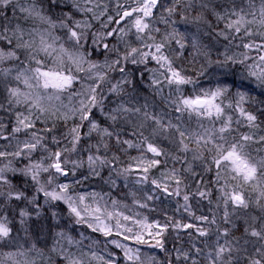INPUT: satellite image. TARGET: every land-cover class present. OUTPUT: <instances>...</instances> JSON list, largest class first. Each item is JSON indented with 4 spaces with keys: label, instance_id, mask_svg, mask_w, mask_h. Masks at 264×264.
<instances>
[{
    "label": "snow or ice",
    "instance_id": "obj_1",
    "mask_svg": "<svg viewBox=\"0 0 264 264\" xmlns=\"http://www.w3.org/2000/svg\"><path fill=\"white\" fill-rule=\"evenodd\" d=\"M179 2L180 0H173V6L165 9L168 18L161 16L165 24L169 22L172 24L176 23L175 20L170 21V18L176 14L175 5ZM46 3L47 7H45V0H31V2H28V0H0V44L3 45L0 47V65L8 62H19L20 65H24L22 68L18 66L15 68L0 67V75L7 78L15 70L16 74L12 79L23 84L24 88L27 89L26 91L22 90L19 86L7 88L9 108L13 105L24 107V111L15 113L17 126L13 129V132L19 133L22 129L34 128L35 122L41 117H45V123L48 120L62 119L68 121L71 118L78 117L80 123L75 124L67 133V137H70L69 142L72 145L70 150H76V146L82 139L81 129L84 126V122H87L88 130L85 135L90 137L95 132L100 137L98 144L90 145L88 149L90 152L95 149L97 153L90 154L87 157L88 166L94 176H100L99 170L105 165L111 166V161L106 156L98 154L101 149L105 152L108 151V140H114L117 145L123 144L129 148H141V146H144V149L148 153L153 154L154 157H166L171 154L164 151L154 142L157 136L165 135L175 143L178 150L184 153L191 151L193 160L204 162L205 172H210L213 167L215 168V184L220 192V202L217 207H223L221 219L225 223L234 228L235 223L232 217L236 211L238 209L247 210L253 205L264 213V147L252 148V145L255 144L264 145V135L258 134L264 129H260L257 114L245 107L251 101L247 91L237 90L235 101H229L227 104L224 101L229 93L228 86L217 87L214 91L201 92V94L195 96H184L181 94L176 99L164 98V102L174 108L177 113L183 114L186 112L189 115L195 114L198 119L207 117L210 120L214 118L221 121L219 128L214 126L212 128H204L203 125H200L201 130L199 132H193L185 126L181 122V116L176 117V123H173L171 119L165 120L166 113L160 112L156 114L150 111L147 102L137 106L132 100L127 102L121 100L116 107L105 111V101L108 96L102 87L104 83L110 84L107 93L114 94L117 97L125 93V86L133 85V80L130 78L132 73L126 71L128 62L136 65L138 63L144 64L149 59L156 61L158 69H152L151 71L154 74L158 72L159 76L163 77V81L154 75L151 79V86H154L156 92L161 95L162 89L159 85L162 82H166L169 86L175 85L177 92H180V86L192 83L193 81L190 77L182 74V69L174 66V60L179 57L167 55L166 50L175 41L179 46L180 55H182L185 44L190 38L191 46L199 52L201 45L197 36L186 37L185 33L173 28L171 32L163 35L160 42L157 43L156 37L151 35V33H159L160 29L152 28L149 18L153 16V9L157 8L159 0H135L136 6L132 7L131 10L126 9L122 13H117L119 20L116 23L125 18H131V29H135L143 48L129 47V50L123 55H118L117 59L111 62L105 59L103 63H97L89 59L92 53L83 49L89 40V33L93 27L92 21L100 20V17L107 11V5H103V10H100L102 6L96 0H46ZM188 6H191L190 0ZM208 6V3H201V8L206 9ZM247 7L248 11H245L244 8L238 9L233 0L232 7L225 8L223 12H217L212 9L216 21L224 22V28L218 32V35L226 39L231 35L232 39L235 40L243 32V36H239L241 40L239 46L249 51L255 49L259 52H264V31L253 32L251 27L252 25H259L264 28V0H260L259 7L255 5L254 0H248ZM53 8L59 9V12L49 14ZM9 10L11 11V17L7 15ZM54 15L55 19L53 18ZM77 16H82L83 18L77 19ZM21 18L24 22L32 21L33 27L25 28L19 22ZM113 19L112 16H109L107 23L102 25V27L107 28L108 23H111ZM181 20L184 23H209L203 13L191 19L182 16ZM36 22L39 23V27L35 26ZM56 29L65 31L67 42L71 43L74 50L70 51L69 48L65 47V43H58L62 38L55 35ZM117 31L123 34L120 37L123 40L124 36L127 35L123 28L91 33L92 45L97 46L98 42H103ZM141 34H145L147 40L152 41V43H145V35ZM245 37L248 38L247 43L243 42ZM253 37H259L261 42L258 43ZM102 47L106 52L116 51L115 45L109 49L107 43H102ZM203 55L207 57L208 53L204 52ZM240 55L243 56V59L236 60L233 56H228L225 53V60L217 63L221 68L225 69V74H229L232 71L228 67L229 61L232 64L243 65L249 59L246 52ZM21 56L24 57L23 60ZM259 62L264 64V55L259 56ZM85 64L87 67H84ZM255 67V65L248 66V77L254 78L255 87L264 90V68L257 71L254 70ZM161 69L163 71H160ZM117 70L121 74V79L113 84L108 80V73ZM81 73L83 76L80 75ZM140 75L142 76L143 74L141 73ZM88 81H91V83ZM76 82L80 83V89L74 92L69 91ZM239 87L243 88L245 85L242 83ZM65 92H68L69 104H64L61 100V95ZM262 94H264V91H262ZM73 100H75V103H73ZM260 103L264 104V101H260ZM3 107L0 104V108ZM94 109L102 113L106 121L111 122L107 127L102 126L100 122L95 120ZM226 109L238 113L239 119L233 121L232 115H225ZM259 111L264 112V109H259ZM121 121L136 129L133 135L140 137L139 143L121 139L119 130H109ZM149 122L153 125L150 129L148 128ZM234 122L237 125L245 123L249 131L232 136V132H238V129H233L232 127ZM54 127L55 123H53ZM52 130V128H47L44 131L51 133ZM145 130L149 133L147 136L144 135ZM43 141L44 137L34 131L31 133L30 139L23 142L22 147L18 146L17 151L12 153L0 151V158L7 160V163L0 166V189H8L7 191L0 190V196H6L8 200L26 199L24 192L16 190L7 175L9 172L19 171L23 175L29 176L38 185L37 191L43 193L46 198L62 200L67 203L70 214L76 218L75 222L77 224H87L89 228L102 232L107 237L113 235V225L108 222L110 218L113 216L117 217L115 222L117 229L124 228V225L120 223L121 219L125 221L131 220L142 231L133 232V229L128 227L126 231L130 235L124 236L125 240L133 239L138 245L149 244V241L144 238L145 233H147L155 240V243L151 245L152 247L164 249L163 233L169 227L167 223L163 225L159 221L148 223L147 217L143 220H136L131 216H125L122 212H109L107 211V205L102 203L104 197L99 196L97 193L89 194L94 206L93 204L85 203V195H78L73 199L68 194L69 184H58L56 189L46 191L45 187L40 184V174L51 170L54 175L66 176L67 171L64 165L68 161L62 160V155L64 151H69V149L53 152L48 149ZM52 142L56 145L59 144V141L54 136ZM190 143H194L195 147L190 148ZM38 147L48 151V157L42 158L41 161L30 162L22 169L12 167V160H8L9 156L13 158L22 155L31 156ZM253 151L257 155H252ZM205 152L211 154L210 161L205 162ZM45 159L50 160L51 163L45 165ZM112 159L118 158L113 154ZM133 159L138 161L141 165V171L144 173L137 180L138 184L148 182L147 173L149 170L161 163L160 159H148L144 156L134 157ZM173 159L186 160L187 157L176 156ZM77 166L78 164L73 162V175H75ZM186 170L192 171L191 163L188 164ZM130 171L131 168H124L118 171L117 174L126 175ZM161 176L164 182H158L153 179L151 183L157 189H161L164 194L181 196V185L184 184V180L180 175V171L172 168L166 173H161ZM88 178L84 177L85 180ZM169 182L175 185L171 192H169ZM47 183H52L51 176ZM109 183L115 186L114 180H109ZM184 187L186 188L187 185H184ZM211 194V190L206 186L204 190L198 188L195 193V195L204 199H209ZM98 196L99 198L97 199ZM146 199L152 200L153 197L148 196ZM182 199L185 202L182 206L184 211L194 215L190 212V197L187 192H184ZM33 203H35V197L33 198ZM136 203H139V201H136ZM112 204L115 207L117 202L113 200ZM140 206L148 208L147 203ZM230 206L232 208L231 213L228 210ZM38 208L39 205H37ZM177 211H179V208ZM36 214L39 215L38 210ZM28 216L29 213L22 210L20 212V223L24 224L25 218ZM195 218L209 225H216L217 223L215 215L211 219L203 215ZM89 220L92 222L89 223ZM257 220L260 221L259 227L255 226V221ZM172 227L188 229L195 226L176 222ZM152 229H155V231H152ZM195 231L201 237L210 235V230L205 227H195ZM230 232L231 228L229 227L221 231L219 226H217L215 246L207 253V264H241L242 260H246L247 264H264V215L250 217V222L244 229L245 236L257 238L259 241V247L254 249L255 256L259 258H254L253 255L249 254L246 247L249 244L248 239L243 237L228 239ZM11 235L12 228L7 216H0V241L9 239ZM120 235H123V233L121 232ZM57 236L66 240L69 246L73 244L78 248L80 246V241H75L65 232H60ZM157 237L159 239H156ZM222 238L224 242L220 243ZM60 239L55 241L52 251L62 256L66 264H91V260H100L103 264H116L113 254H109L108 259H105L104 256H98L96 251L80 252L77 256L67 248H64L60 243ZM240 239H244L243 244H240ZM110 243L123 250V256L127 264H144L139 248L133 249L116 239L111 240ZM193 250L197 254L202 253V249L195 245H193ZM31 252H35L37 257L43 258V250L33 243L26 251L17 249L15 252L5 253L6 259H0V264H7V261H11V264H37L35 259L28 260L25 258L23 261L17 259V257H26ZM181 257L185 261L190 260L191 264H198V261L190 256L189 252L177 250L176 258L180 259ZM168 264H171V262L168 261Z\"/></svg>",
    "mask_w": 264,
    "mask_h": 264
},
{
    "label": "trees",
    "instance_id": "obj_2",
    "mask_svg": "<svg viewBox=\"0 0 264 264\" xmlns=\"http://www.w3.org/2000/svg\"><path fill=\"white\" fill-rule=\"evenodd\" d=\"M128 1V0H123ZM31 2V1H30ZM97 3H99L102 7L100 10H103V5H107V11L100 17L99 21L93 20V27L89 33V40L84 45V51L91 52L92 55L89 57L90 60L95 62L105 61L107 59L108 54L110 51H105L102 47V43H107L109 45V49L112 48L113 45H116L117 38L119 36V31L114 33L113 36L108 37L103 42H98L97 46L92 45L91 43V33L93 32H106L110 31L113 28L120 29V27L123 25V22L116 23L117 20H119V16L117 13H122L123 10L120 9V4L122 0H96ZM186 0H180L178 4L175 5L177 12L176 14L170 18L171 20H175L176 23L172 24L169 22L168 24H165L163 20L160 22H155L150 24L152 28H156L159 26L161 28V31L158 33V35H163L169 33L173 30V28H176L181 33H185L186 37H190L191 35L197 36L201 48L200 51L197 52L193 47L191 46V39H188V42L185 44L184 52L182 55L177 50H174L173 57H179L178 59H175L178 63L183 65L184 67H190V65H200V67L206 63V58L203 53L206 52L204 50L205 46L208 45V37L205 35V31L196 30L193 26H187L184 25V23L179 22L180 18V11L182 12V9L185 11L189 10V6L186 5ZM217 4V3H216ZM221 4L222 3H219ZM229 5L228 3H226ZM173 6V0H160V6H159V12L167 19V14L165 12V9L167 7ZM45 7H47V3L45 0ZM221 6H213L212 9H215L217 12H221L222 9ZM59 9L53 8L52 13H58ZM211 12V19L213 23L216 21V17L213 15L212 10ZM7 15L11 17V11L9 10L7 12ZM19 15V14H18ZM112 16L114 19L111 23H108V27L104 28L102 25L107 23L108 17ZM55 19V15L53 16ZM83 18L82 16H77V19ZM157 21V20H155ZM25 28H31L33 27V22L28 21L24 22L23 19L19 21ZM37 27H39V23L36 22ZM210 33V32H209ZM55 35L60 36L62 39L58 43H65V47L69 48L70 51L74 50L71 43L67 42L66 34L64 30L56 29ZM151 35L155 36V32H152ZM214 41V39H213ZM210 43V42H209ZM215 43V41H214ZM3 45L0 44V47ZM94 49V50H93ZM21 59L23 60L24 57L21 56ZM129 66H126V71H130L132 73L131 79L133 80V89L135 90L134 96H139L138 100L136 101L135 98H120L116 97V101L120 102L121 100L127 102L132 100L134 103L139 102V105L143 103L149 104V109L153 111L156 114H159L160 112L166 113L165 120L171 119L173 123H176V117L181 116V122L187 126L191 131L193 132H199L200 125L206 124L203 121H200L196 119L194 116L189 115L188 113H177L174 108H172L170 105L166 104L164 102V98L170 97L171 99H176L179 95L189 96L192 93L193 87L190 86V84H185L180 86V92H177L175 85H167L166 82L163 84H160L159 87L162 89V95L159 94L158 97L161 99H157L155 94L149 95L146 92V85L151 84V79L153 77V73L151 72H145L144 70L150 66H158L157 63H152L150 60H148L146 63L141 64L138 63L136 65H132L129 62ZM250 61H245L243 65L238 64V67L240 68L241 74H245L247 67L250 65ZM198 65V66H199ZM20 67L22 68L24 65H20L19 62H8L4 65H0V67ZM143 74L142 76L140 74ZM240 74V75H241ZM152 76V77H151ZM246 76V75H244ZM215 77H217V85L218 86H228L231 94L235 90L240 91H247L249 93V96L251 99L254 100V102H257L256 106L254 107V111L258 116V123L261 125L260 129H264V112L259 111V109H264V104H261L260 101H264V94H262L261 89H257L254 87L249 81L246 80L245 77L239 76L236 71H233L229 74L220 73L217 74ZM202 82V84H200ZM200 83L196 84V90H199L200 86H213L212 82L210 80L202 79L200 80ZM244 84L245 87L240 88L239 86L241 84ZM10 79H5L2 75H0V102L3 104L4 109L0 110V124L3 125L4 132L3 135L9 134V136H13L14 139L9 140L10 144L8 145L6 140H2V136L0 134V151H6L9 153L15 152L19 147L23 146V142L25 140H29L31 137L32 132H37L39 135L44 137L43 143H45L51 151H62L63 149H69V151H64L62 155V160H67L68 163L65 166L67 175L64 177L61 176L58 178V176H51V170L47 173L42 172L40 174V184L45 187V190L48 191L52 187L53 184H69V193L72 194V196L76 197L78 195H85L89 196L90 193H97L99 195L108 196V204H111L113 200L117 202V206H119L118 209H123L122 206L128 207L129 209L137 208L139 209V206L142 205V201L139 200V203H136L134 199L132 198L133 195H144L143 190H141L137 184H135L132 181L127 180L124 176L125 175H118V171H121L125 167L129 166L131 164L132 158L138 153V149L132 147L129 148L127 145H117L114 140H108L107 143L109 145L108 151L105 152L103 149L100 150L98 153L99 155L106 156L111 161V166L105 165L102 169H100V176H94L91 173V169L88 166V160L87 157L90 154H97L95 152V149H93L91 152L88 150L90 145H97L100 141V137L97 133L93 132L92 135L86 136L85 133H87L86 129L87 126H83V130L81 133L82 139L80 143L76 146L75 151H71L72 148L71 143L69 142V137H67L68 129L70 127L69 121H64L62 119H56V120H48L47 123H45V117H41L37 122H35V129H27V130H21L19 133L13 132V129L15 128L16 118L15 113L17 112L16 108L12 106L9 108L8 105V94L5 89L6 86H10ZM66 93V92H65ZM63 93V95H65ZM144 96V97H143ZM107 104V100L105 101V106ZM137 104V103H136ZM94 118L98 122L102 124V126L107 127L111 122L106 121L105 117L102 113H100L98 110H93ZM205 120V119H204ZM209 122L208 120H206ZM53 123H55V127L53 128ZM214 123H219V121H214ZM151 125V124H149ZM153 125L148 126L150 129ZM214 126V124H213ZM47 128H52V132L49 133L47 131H44ZM112 130H119L121 133V139L123 140H132L134 143H139L140 137L137 135H133V132L136 131V129H133L131 125L124 124L123 121L117 123L112 128L109 129ZM233 133V132H232ZM238 132H234L235 135H238ZM264 133V131H260L258 134ZM149 133L148 131H144V135L147 136ZM56 137V139L59 141V144L56 145L52 142V138ZM67 137V138H66ZM162 139V141H161ZM165 141V142H164ZM155 143L165 150L166 152L171 149H174V145L171 142L170 138H167L165 135L164 137H156ZM253 149L264 147V145L255 144ZM168 153V152H167ZM256 153V152H255ZM113 154L118 159L113 160ZM49 153L48 151L37 148L36 151H34L31 156L28 155H22L17 158H13L11 156L8 157V160H12V167L15 169H22L30 162H37L41 161L42 158L48 157ZM257 155V153L255 154ZM162 158V157H160ZM1 162L3 164L7 163V160L0 158ZM206 162L210 161L206 157ZM73 162H76L78 166L75 169V175L72 173V167ZM45 165L47 163H51L50 160H44ZM185 165V164H184ZM183 164H181L178 160H173L170 158V155L163 158V161H161L160 165L156 167V170L162 169L164 167L172 169L176 168L179 171L184 167ZM215 168H212V171L204 173L203 176L200 178H185L184 184L182 186L187 185L185 191H187L190 196L189 204L193 205L195 201H204V198L198 197L195 195L197 192V189L204 190L205 186L211 190V196L209 198H215V192L217 191L216 184L214 183V177H215ZM185 174V173H183ZM9 180L11 181L14 188L18 191H22L25 194L26 199L21 200H8L6 196H0V216H7V219L10 222V227L12 228V235L9 239L6 241H9L12 245L17 244H23L28 249L33 243L36 244V246L43 250V260L48 259L49 263L51 264H66V262L63 260L62 256L57 255L56 252L52 251V248L55 244V241L57 239H60V237L57 236L60 232H65L68 235H70L75 241H80L79 248L73 244L69 246L67 244L66 240L60 239V243L64 248H67L70 252L79 255L80 252L88 253L90 251H96V253H103L101 252L105 248V244L110 246V238L107 236H104L103 233L94 231L93 228H89L87 224L81 223L77 224L75 222L76 218L70 214L68 205L64 201H52L51 203H47V199L44 196L43 193L38 192L37 188L38 185L35 184L29 176H25L19 171L16 172H9L7 173ZM52 177V183L48 184L47 181L49 177ZM84 177H89L87 180L84 179ZM194 178V179H193ZM197 179V180H195ZM198 179H201L198 181ZM109 180L115 181V186H112L109 183ZM198 181V182H197ZM3 191H7V188L0 189ZM35 197V203H33V198ZM173 199V200H172ZM181 199V200H179ZM181 198L176 197H161L158 201H151L148 200L146 203L148 204L149 213L151 217L153 215H158L156 217H159L160 221H163V219L168 217L171 221L173 217L179 216L182 219H186L187 221L196 222L198 221L195 217L202 216V214L199 212V210L195 209L194 211L191 210V213L194 215L185 212L183 209L184 200L182 201ZM205 204V203H204ZM37 205H39V208L37 209ZM153 207V208H150ZM179 208V211L177 209ZM145 209V208H144ZM147 209V208H146ZM24 210L29 213V216L25 218V223L21 224L20 220V212ZM37 210L39 211V215H37ZM147 211V210H145ZM190 217V218H188ZM168 221V220H167ZM171 224H169L170 227ZM228 225V224H227ZM171 228V229H170ZM166 234L163 236L164 241V249L160 252H154L151 254V260L147 262L146 264H159L158 261H168L167 257H170L171 264H191V261H185L182 257L180 259H177V250L183 252L187 251L189 252L190 256L194 257L198 264H207V262L199 256L197 253L192 254L191 251H193L192 246L188 243H186V239L183 236H180L178 232H175L172 227H170ZM242 228L243 223L241 221H237L235 224V227L231 229L232 235H241L242 234ZM195 237V235L192 234L191 238ZM197 244L200 246L199 248L204 249L202 241H200V244L198 241H196ZM111 249H113L112 246H110ZM187 248V250H186ZM35 253V252H33ZM30 255H34L32 253H29ZM242 255V254H241ZM102 256V255H100ZM122 259V258H121ZM97 261L99 260H91V264H97ZM246 260H242L241 264H246ZM127 264L125 260H119L116 262V264Z\"/></svg>",
    "mask_w": 264,
    "mask_h": 264
},
{
    "label": "rangeland",
    "instance_id": "obj_3",
    "mask_svg": "<svg viewBox=\"0 0 264 264\" xmlns=\"http://www.w3.org/2000/svg\"><path fill=\"white\" fill-rule=\"evenodd\" d=\"M30 1L31 0H28V2H30ZM202 2L208 3L209 4L208 8H206V9L205 8H201V3ZM218 2L222 3V5L218 4ZM254 2H255V5L257 7H259L260 0H254ZM186 3H187L186 5H188L189 4V0H186ZM190 3H191V6L189 7V10L185 11L184 9H182V12L180 11V13H179V15H180L179 19L180 20H179V22L184 23L181 20L182 16H186L189 19H191L192 17L203 13V15L206 18V20L209 21L208 24H205L204 22H199V23H184V25L193 26L196 30H199V32L200 31H205V35L209 38L208 39L209 41H208V45H206L205 48H204V50L208 53L207 58H206V63L203 64L201 67H200L199 63H198L199 66L194 64V65H190L189 68L188 67H184L183 65H181L180 63H178L177 61L174 60V66L177 67L178 69H182V74L187 76V77H190L191 80L193 81L192 83H189L190 86H194L193 90H192V93L189 96L199 95V94H201V92H207V91H210V90L214 91L217 87H224V86H218L217 85L218 81H217V77H215V76L217 74H220V73H225V69L221 68L220 65L217 63L218 61H224L225 60V53L228 56H233L236 60H240V59H243V56H241L240 54L246 52L248 57H249V59L246 60V61H250V63H251L249 66L255 65L256 67H255L254 70H257V71H259L261 68H264V64H261L259 62V56L260 55H264V52H259V51L255 50V49L249 51V50H246L243 47L239 46L241 44V40L239 39V36H243V32H241L238 35L237 39H235V40L232 39L231 35H229L227 39L225 37H223V36H219L218 35V32L221 29L224 28V22L215 21L213 23V21L211 19V12H209V11L212 10L213 6H216V5L218 6L219 5V6H221L223 8V9L221 8L222 9L221 12H223L225 8H231L232 7L233 0H210V2H209V0H190ZM226 3H228L229 5H227ZM234 3H235V5H236V7L238 9L239 8H244L245 11H248V7H247L248 0H234ZM135 6H136L135 0H128V1H123L122 0V2L120 4V9L123 10V11L126 10V9L127 10H131V8L135 7ZM159 6H160V0H159L158 5H157V8L153 9V16L151 18H149V23L150 24L155 23V22H160L162 20L161 19L162 14L159 12ZM155 18H159L161 20L155 19ZM249 19H251V17H249ZM155 20H157V21H155ZM119 22H123V25L120 28H123L124 31L127 33V35L124 36L123 40H121L120 37L123 34L119 32V36L117 38V43L115 45L116 51H110L109 54H108L107 60L109 62H111L114 59H117L118 55H123L126 51L129 50V47L143 48V45L141 44L140 40L137 37L135 29H131V18H125L124 20H120ZM251 27H252V31L253 32L264 31V28H261L259 25H252ZM156 28H159L160 31H161V28L159 26H157ZM129 29H131V30L129 31ZM141 35H145V34H141ZM163 35H165L164 31H163ZM163 35L159 36L158 33L155 32V37H156V42L157 43L160 42V40L163 37ZM253 38L256 39V41L258 43L261 42L259 37H253ZM213 39H214L215 43H214ZM243 42L247 43L248 42V38L245 37ZM145 43H152V41L147 40V36L146 35H145ZM143 50H147V49H143ZM174 50H177L180 53L179 46L175 43V41H173L171 43L169 49L166 50V54L171 56V57H173L172 54L174 55V53H175ZM183 52H184V50H183ZM41 58H43V57L41 56ZM149 60L153 64L156 63V61H154V60H151V59H149ZM210 61H211V63H210ZM93 62H95V61H93ZM97 63H103V61H100V62H97ZM129 65L130 64L128 62L126 64V66H129ZM84 67H87V65L85 64ZM228 67H229V69L232 70L231 72L236 71V73H238L239 76L245 77L246 80L249 81L255 87L254 78L248 77V67L246 69L245 74H241L240 68L238 67V64H232L231 61L228 62ZM152 69H158V66H154L153 65L151 67V69H150V66H149L144 71L147 72V73L148 72L153 73L151 71ZM160 71H163V70L161 69ZM231 72H229V73H231ZM15 74H16V72L14 70L12 72L11 76L7 77V79H10V83H11L10 86L11 87L19 86L22 90L26 91L27 89L24 88L23 84H21V83L15 81L14 79H12V77H14ZM80 75L83 76L82 73ZM154 75H156L157 78H159V79H161L163 81V77H160L158 72L155 73V74L153 73V76ZM244 75H246V76H244ZM120 79H121V74L119 73L118 70L108 73V80H110L111 83L114 84L117 80H120ZM202 79L210 80L212 82L213 86H207V85L200 86L199 90H196V87H197L196 84L198 85L200 83V80H202ZM88 82L91 83V81H88ZM163 83L164 82H162L161 84H163ZM200 84H202V82ZM102 87L105 89V94L108 96L107 104L105 106V111H107L109 108L116 107L117 103H119V102H117L115 100L116 97H117L116 95L107 93V89L110 87V84H108L106 82V83H104L102 85ZM7 88H8V86L5 87L6 91H7ZM79 89H80V83L76 82V83H74L72 89H70L69 91L74 92V91H77ZM125 89H126L125 93L122 94L120 96V98H123V99L124 98H130V99L135 98L136 101L138 100L139 96H134L135 90L133 89L132 86H125ZM257 89H259V88H257ZM236 91L237 90L233 91V93L231 94V91L229 89V93L227 94V98L224 101L225 104H227L229 101H235V99H236V97H235ZM146 92L149 95L155 94L157 99H161V98L158 97L159 94L156 92L155 87L151 86V84H147L146 85ZM61 100L63 101L64 104H69L68 92H66L65 95H63V94L61 95ZM73 103H75V100H73ZM136 103H137V106H139V102H136ZM0 104H2V103L0 102ZM256 104H257V102H254V100L251 99V101L248 104H246L245 107L249 111L255 112L254 111V107L256 106ZM13 106L16 108L17 112L18 111H24V107L23 106H15V105H13ZM3 109H4V107L0 108V110H3ZM94 110H96V109H94ZM225 115H232L233 121H236L237 119H239L238 113H235V112H233L230 109H226ZM192 116H194L196 119H198L195 114H192ZM198 120L203 121V122L206 123V124H204L205 128H212L213 124H214L215 128H219L221 126V121L217 120V121H219V123H214V121H216L214 118L210 120L209 118L204 117V118H199ZM206 120H208L209 122H207ZM68 121L70 122L69 129L72 128L73 126H75V124L80 123L78 117L71 118ZM149 124H151V122H149ZM151 125H148V126H151ZM16 126H17V124L15 123V127ZM84 126H87V129H86V131H87L88 130L87 122H84ZM232 127H233V129H238L239 133H246V132L249 131V129H248V127H247V125L245 123H241V124L237 125L234 122ZM260 127H261V125H260ZM33 129H35V127L32 128L31 130H33ZM69 129H68V131H69ZM22 130H25V129H22ZM82 130H83V127L81 129V133H82ZM234 132L231 133L232 136H235ZM3 133H5L4 129H3V125L0 124V134L2 136V140H6L8 145H9L10 144L9 140L14 139V137L13 136H9V134L3 135ZM259 135H264V133H260ZM157 137H164V135H160V136H157ZM69 141H70V137H69ZM161 141H162V139H161ZM171 142H172V144L174 145L175 148L171 149L170 152L167 151L168 153L171 154L170 158L173 159V157H176V156H179L181 158H183L185 156L187 157L186 160H184V159L178 160L181 164H183V165L185 164L184 167H182V169L180 170V175L182 176L183 179H185L187 177L191 178V176L195 177V178H197V177L200 178L201 176L204 175V173H207V172L204 171V168H205V163L204 162H201L200 160H193L191 151H189L187 153H184L183 151H180V150L177 149L175 143L172 140H171ZM194 147H195V144L194 143H190V148H194ZM252 148H254V146H252ZM136 149H138L139 151L134 156L135 158H139L141 156H144V157H146L148 159L156 158V159H160L161 161H163L164 157H162V158L154 157L153 154L148 153L144 149V146H141V148H136ZM255 154H256L255 151H253L252 155L255 156ZM204 155H205V162L207 160L206 157L209 160L211 159V154L205 152ZM133 158H132L131 164L129 166L125 167V168H131V171L129 173H127L124 177L127 180L132 181L135 184H137L138 187L141 190H143V192H144V195H142V196L141 195H133L132 198L134 199V201H139L140 200V201H142V204H144V203H146L148 201L146 199L148 196H152L153 199L151 201H155V202L158 201L161 197L165 198V197H168V196H171V197L174 196V197H176L178 199V198L182 197L184 192H187V191H185L186 188L181 185V188H182L181 196L168 195V194H164L161 189H157L156 186L151 183V180H153V179L157 180L158 182H164L163 177L161 176V173H166V172H168L170 170L169 168H166V167H164L162 169H159V170H156V167H157L156 166L155 168L150 169L149 172L147 173L148 178H149L148 182L138 184L137 180L140 179V177H142L144 175V173L141 171V165L138 163L137 160H135ZM173 160H175V159H173ZM189 163H191V165H192V171L191 172L186 170ZM0 166H3V162H1V159H0ZM183 173H185V174H183ZM50 175L56 177V175H54L52 173V171H51ZM57 176H58V178L61 177V176L64 177V175H57ZM52 180H54V179H52ZM195 180H197V179H195ZM200 180L201 179H198V181H200ZM213 180H214V183H215V177H214ZM56 186L57 185L53 184L52 187L50 188V190H48V191H52L53 189H56ZM174 187H175V185L173 183L169 182V192H171ZM216 188H217V191L214 193L215 194V198L204 199V201H201V200L195 201V203L193 205H191V209H190V212H191V210L194 211L195 209H197V210H199V212L203 216H208L210 219H211V217L213 215H215L216 221H217L216 225H209L206 222H201V221H196V222L187 221L186 219H182L179 216L173 217L172 221L168 217H166V219L164 218L163 221H160L159 217H156L158 215H153L151 217V215L149 213V210H150L149 208H147V209L145 208L144 209L143 207L139 206V209H137V208H133V209L130 208L129 209L128 207L122 206L123 209H118L119 206L116 205L114 207L112 203L111 204L107 203L108 202L107 200L109 198L106 195L105 196L102 195L104 197V200L102 201V203L107 205V211H109V212H113V213L122 212V213H124L125 216H131V217H133L136 220H143L145 217H147V222L148 223H153L155 221H159L161 225L167 223L168 225L171 224L170 227H172V225L174 223L179 222L181 224H192L195 227L208 228L210 230V235L207 236V237H201L195 231V227L188 228V229H185V228L176 229V228L172 227L175 232H178L180 234V236H183L186 239V243L187 244L189 243L192 246V249H193V245H195L198 248L200 247L197 244L196 241H198L199 244H200V241H202L204 249H203L202 253H200L198 255L201 256L207 262V253L210 250H212L214 248V246H215L216 228H217V226H219L221 231L224 228H226V227H229V228L232 229L231 225H229V224L227 225V223H225L221 219V217L223 215V207L222 206L219 207V208L217 207V204L220 202V200H219L220 192L218 191V186L217 185H216ZM68 194L70 196H72L71 193H68ZM187 194H190V193L187 192ZM99 196H101V195H99ZM99 196L97 197V199L99 198ZM72 197H73V199H75L74 196H72ZM85 197H86V199H85V203L86 204H93V200L89 196H85ZM46 199H47L46 200L47 203H51L52 201H57V200H50L48 198H46ZM179 200H181V199H179ZM58 201H62V200H58ZM93 206H94V204H93ZM150 208H153V207H150ZM145 210H147V211H145ZM228 210H229L230 213L232 212L231 206L229 207ZM262 215H264V213H262L254 205L250 206V208L247 209V210H239L238 209L236 211L235 215H233L232 220H233V222L235 224H236L237 221L238 222L241 221L243 223L242 234L234 236V235H232V233H231L232 231H231L230 235L228 237V239H232L234 237L235 238L243 237L244 239H248L249 240V244L246 245V247L248 248L249 254L253 255L254 258H259L258 256H255V253H254V249L256 247H259V241L257 240V238L245 236L244 229L248 226V222H250V217H260ZM188 218H190V217H188ZM116 219H117V217L113 216L108 221L110 224L113 225V235L108 236V237L110 238V240L116 239V240H118V241H120L122 243H125V244L129 245L130 247H132L133 249L139 248L140 249V255H141L142 260L144 261V264H146L147 262H149L151 260V254L152 253L162 251L161 249L154 248V247L151 246L152 244L155 243V240L153 239V237L147 235V233H145L144 238L149 241V244L138 245V244H136L135 240H133V239L125 240L124 236L130 235L126 231V229L128 227H131L133 229V232L142 231V229L139 226L134 225L131 220L125 221L123 219L120 220V223L122 225H124V228L117 229L115 227ZM91 222L92 221L89 220V223H91ZM259 224H260L259 220L255 221V226L256 227H259ZM170 227H168V229ZM152 231H155V229H152ZM121 232L123 233V235H120ZM166 232L167 231H165L163 233V236L166 234ZM192 234L195 235V237L191 238ZM156 239H159V237H157ZM244 239H240V244L244 243ZM223 242H224V240L222 238L220 240V243H223ZM110 246H112L113 249H111ZM110 246L105 244V248L101 251L103 253H101V254L97 253V255L98 256L102 255V256L105 257V259H108L109 258V254H113L115 259H116V262H118L119 260H122V259L125 260V258L123 256V250L122 249L117 248L116 245H114V244H111ZM17 249H19L20 251H26L27 250L26 246L23 245V244L12 245V244L9 243V241H6V240L0 241V259H6V257L4 256L5 253H7V252H15V251H17ZM186 250H187V248H186ZM191 252H192V254L195 253L194 250L191 251ZM31 253L34 254V255H30L28 253L26 257H17V259L21 260V261H23L25 258L28 259V260L35 259L37 261V264H50L49 261H47L48 259L43 260L44 258L37 257L36 254L33 253V252H31ZM167 258H168L167 260L170 261V257L168 256ZM168 261L164 262V261L160 260V261H158V263L159 264H168ZM245 263L247 264V261ZM7 264H11V261H7ZM97 264H103V262L99 260V261H97ZM120 264H122V263H120Z\"/></svg>",
    "mask_w": 264,
    "mask_h": 264
}]
</instances>
